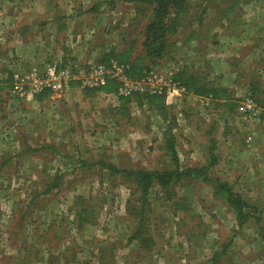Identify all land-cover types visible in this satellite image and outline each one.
Instances as JSON below:
<instances>
[{
  "label": "rangeland",
  "instance_id": "rangeland-1",
  "mask_svg": "<svg viewBox=\"0 0 264 264\" xmlns=\"http://www.w3.org/2000/svg\"><path fill=\"white\" fill-rule=\"evenodd\" d=\"M185 5L166 54L149 69L164 74L170 65L180 71L185 66L188 76L202 79L209 77L211 63L200 54L222 47L228 52L231 48L246 50V54L253 48L264 51V0H186ZM133 7L122 0L107 1L94 9L97 17L86 16L89 24L103 28L94 33L95 62L106 56L105 63L115 60L126 65L136 58L146 64L142 42L147 16L136 14ZM65 8L61 2L57 11ZM16 9L27 11L28 16L14 20ZM55 18L66 25L55 36V48L62 45L58 49L63 58L58 60L57 53H51L53 45L46 42L48 35L41 38V0H0V264L26 260L21 259V250L26 248L29 252L22 256H27L28 264H34L37 255H46L42 264H264L261 139L249 146L244 125L223 129L220 123L225 120L205 116L203 108H176L179 114L175 117L173 111L164 113L155 101H139L138 96L150 95L135 94L121 108L111 102L95 105L70 92L41 101V95L51 90L32 94L27 100L15 89L14 76L35 75L41 81L47 64L85 63L75 54L83 50L77 47L79 41L72 48L64 44L70 39L67 35L73 38L79 33L86 38L90 33L82 30L87 35L83 36L81 24L60 15ZM15 35L23 36L19 47H12ZM230 36L235 40L229 45ZM112 54L122 57H109ZM41 55L47 57L44 62ZM257 59L261 66L262 58ZM137 74L129 67L130 78L139 79L133 77ZM33 83L25 87L27 93ZM70 85L80 88L78 82ZM118 87L111 81L93 90L112 88L115 94ZM173 117L180 168L206 166L209 179L186 175L174 188L171 202L159 188L151 189L145 225L153 245L145 251L132 240L137 222L126 211L137 195L133 197L131 185L119 174L108 173L98 162L123 169H172L162 137ZM185 123L192 126L191 131ZM211 157L216 158L213 165ZM52 181L58 187L43 193ZM220 185L241 195L257 215L240 226L224 200L214 194ZM175 202L183 206L175 208Z\"/></svg>",
  "mask_w": 264,
  "mask_h": 264
},
{
  "label": "crops",
  "instance_id": "crops-1",
  "mask_svg": "<svg viewBox=\"0 0 264 264\" xmlns=\"http://www.w3.org/2000/svg\"><path fill=\"white\" fill-rule=\"evenodd\" d=\"M107 1H117V0H41V38H43L44 35H48V39L46 40V42L51 43V46L53 45V50L51 53L52 55H54V53H57V55H55L56 60L63 57L61 55L62 53L60 49H58V48H62V45L59 46L58 48H55L56 46L55 40L57 34L63 31V29L66 27V25L60 23L59 20L55 18L60 15L65 19L73 20L72 23L75 25L79 26L81 24L82 26L81 34L84 33L83 32L84 30H87V32L90 33L89 36L82 34L83 36H87L86 38H83L81 35H78L79 33H76L75 37L73 36V38L72 36L67 35V37L70 39L69 41L66 40L64 45L66 47L72 48L74 47V45L76 46V44L80 42L79 44L81 45H77V47H81L83 50H87V53H83V50L81 52L78 51L79 53L75 51L76 52L75 54L79 56V59L87 64L97 63L93 60L94 55L92 54V51L94 52V48H96L97 45V43L95 42L96 35L97 33L102 32L103 28L97 27V25L95 27L94 26L95 22L89 24L90 21L89 20H88L89 22L87 21L86 16L97 17V14H94L96 13L94 9L98 7L97 10H99V8L102 7ZM61 2L66 7L63 12L62 10L57 11V8L58 9L60 8ZM16 16H20L21 19L23 20L24 17L28 16V12L24 10L19 11L16 9L14 15H12L14 20L17 19ZM11 24H13V22H11ZM13 33L16 34L15 30ZM22 37L23 36L21 35V37H18L19 38L18 39L17 36L15 35L12 41V47H19L17 46V44H21L23 42L22 39H20ZM230 38L231 41L228 42L229 45L233 44L235 40L233 36H230ZM54 49H56V51ZM217 49H218L217 52H213L209 50L208 52L200 54L202 55L201 58L203 59V61L208 59V61L211 63V68H210L211 71L209 74L210 78L209 77L203 78L204 76H201L202 79L200 80L204 85L212 88L214 91L210 92V94L207 93V94L197 95V94H193L191 90L188 91L187 88L182 85L184 87V92L182 96L179 98H173V99L169 98L167 100L164 99L165 106L168 108V111H170V113H172L173 111L174 114H176L175 117H177V114H179V111H177L176 108H189V109L198 108L199 110L203 108L204 111L207 113V115L205 116H210V118L215 117L217 122L221 120H225L224 123H228V124L220 123L222 126L224 125L223 129H226L228 125L230 127H234V126L239 127V125H244L245 129L247 130L246 142L248 143V141H251L248 143L249 146H252V144L250 145V143H252L253 140L256 142L258 141L257 138H260L261 140H259L258 143L261 145V148H264V51H262L263 48L261 52L260 50L258 51L260 52V55L258 54L257 50L254 48L248 50L247 54H246V50H241V49L234 50L231 48L229 49V51L231 52H228L225 47H222L221 50L219 48ZM50 55L51 54H49V56ZM257 57L260 59L262 58V60L260 61L261 66L257 65L259 61V59L256 60ZM45 58H47L45 55L43 56L41 55V61L45 60ZM99 58L100 56H98V60ZM242 60L244 61V63H241ZM245 63H249V64L251 63V64L249 66L248 64ZM187 65L188 64L186 62V66ZM238 65H241L242 67H238ZM181 68L182 71L186 73L189 70L187 68L184 70L185 66ZM180 70L178 67L176 68L173 65L172 66L170 65L168 66V71L166 73L172 75L173 78H176V75L177 73L180 72ZM70 86H71L69 87L70 89L68 88L67 90H63L61 93L53 92V93H46L41 95V101L47 99H53L56 96L59 97L61 95H64L65 93L70 92L76 94L78 98L79 96H81V98L86 100V102H91L94 103L95 105H97V102L99 101L100 104L104 103L105 105L111 102L113 104L112 105L113 107H118L121 104L119 98L116 97L115 95L116 93L114 94L113 90L110 91L108 90L109 91L108 93V91L105 90H101V91H94L93 89L85 90V89H81V87L78 88L76 86H72V85ZM247 97L252 98L257 108V114L252 118H250L249 115L247 116L243 111V108H245L244 101L245 99H247ZM81 102L82 101L78 99L79 106L82 105ZM100 104L98 106H100ZM117 104L118 106H116ZM91 108H96V106H93ZM180 113L182 114V112ZM184 126L190 129V131L192 130V126L189 127L187 123H185ZM47 186L48 184L44 186L45 188L43 190V193H45ZM56 188H54V190ZM51 190L52 189H50L48 193H51L52 192ZM25 245L26 243L24 244V246ZM97 251L99 253V248H97L95 253H97ZM26 252H29L28 248L21 250V259L22 258L24 259V257H26V260H21L20 262H18L19 264L29 263L27 256H22L25 255ZM40 252L41 250H39V253ZM58 255L61 256V253H59ZM37 256L38 258L33 256V258L36 260L34 264H40V263L42 264L43 263L42 261L44 259L43 257L46 255H40V256L37 255Z\"/></svg>",
  "mask_w": 264,
  "mask_h": 264
},
{
  "label": "trees",
  "instance_id": "trees-1",
  "mask_svg": "<svg viewBox=\"0 0 264 264\" xmlns=\"http://www.w3.org/2000/svg\"><path fill=\"white\" fill-rule=\"evenodd\" d=\"M129 4H132L134 7V12L136 14H143L147 16L146 25L143 29V59L146 64L142 65L140 62L135 59L128 62L130 70H135L137 76L134 78H140L144 75L145 72L149 71V66H157V62L160 61L167 52L169 39L176 35L180 27V22L183 19V14L186 12V0H124ZM150 12L149 15L147 13ZM109 57H114L116 59L121 58V55H109ZM106 56L102 58L99 62L107 61ZM109 59V58H108ZM104 61V62H105ZM134 68V69H133ZM180 81L181 85L185 86L188 91H192L193 94H207L214 91L212 88L204 85L200 78L196 76L190 77L184 71H180L176 78ZM112 88H104L103 90L108 91ZM109 90V91H110ZM139 101L149 100L150 102L155 101L157 107L162 108L163 112L169 114L168 108L164 103V96L154 97V96H138ZM121 102L120 108L127 103L130 99H119ZM123 100V101H122ZM175 118L173 117L171 122L165 128L163 132V149L168 155L169 160L173 166L172 169L158 171V170H143V169H123L118 168L111 163H107L103 160H100L102 169L108 171L111 174H119L125 182L131 185V191L133 192V197L136 194L137 199L133 203L129 202L127 205V213L129 217L133 218L137 222V227L132 234V240L136 239L142 250H150L153 245V240L148 236L147 226L145 225L146 221L149 219V200L148 197L151 193V189L154 187L159 188L163 191L165 200L167 202L173 201L172 195H175L176 186L181 182L182 178L186 175H190L194 178H202L205 181H208L209 178L205 176V168H180L179 166V157L176 150V138L172 132L174 126ZM216 163V158L211 157L210 165ZM56 180V179H54ZM218 184V182H217ZM217 187L214 189V194L219 196L224 200L226 207L230 212L240 221L239 225L242 226L244 223L248 222L251 219V215H257L255 208L251 207L246 200L242 198L241 195L235 194L233 190L227 185ZM57 187L56 182H50L45 190V193H48L50 189ZM80 199V198H79ZM138 203V204H137ZM175 208L182 207L183 204L180 202L174 203ZM173 206V208H174ZM252 210L253 212H251ZM86 219V218H85ZM80 221V218H79ZM103 255L99 254V261H103ZM101 264V263H100Z\"/></svg>",
  "mask_w": 264,
  "mask_h": 264
},
{
  "label": "built area",
  "instance_id": "built-area-1",
  "mask_svg": "<svg viewBox=\"0 0 264 264\" xmlns=\"http://www.w3.org/2000/svg\"><path fill=\"white\" fill-rule=\"evenodd\" d=\"M67 65V64H66ZM59 62L45 65L41 81L35 75L14 76L15 89L30 99L32 94L44 90L61 93L66 90L71 82L80 83L81 88L99 89L115 81L119 84L116 91L118 98H130L133 95L164 96L167 99L179 98L184 92V87L178 80L168 73H162L157 69H149L139 79L128 76L129 65L120 64L115 60L97 62L94 64L71 61L67 66ZM34 82L29 93L25 87L29 82ZM244 113L250 118L256 116L257 108L251 97L244 101Z\"/></svg>",
  "mask_w": 264,
  "mask_h": 264
}]
</instances>
